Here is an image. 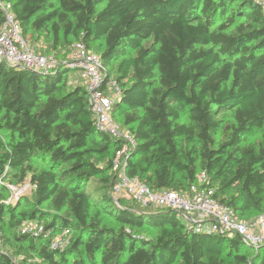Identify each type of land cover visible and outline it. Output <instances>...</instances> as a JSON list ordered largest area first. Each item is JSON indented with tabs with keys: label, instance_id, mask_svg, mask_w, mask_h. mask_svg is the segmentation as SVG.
<instances>
[{
	"label": "trees",
	"instance_id": "trees-1",
	"mask_svg": "<svg viewBox=\"0 0 264 264\" xmlns=\"http://www.w3.org/2000/svg\"><path fill=\"white\" fill-rule=\"evenodd\" d=\"M2 1L28 43L50 41L43 55L77 42L99 52L107 79L123 91L113 119L137 141L130 176L153 191L184 194L206 173L240 220L264 213L259 1ZM4 20L0 7V31ZM78 71L63 61L49 72L0 62V239L11 231L17 243L12 255L0 253V264L35 256L47 264H264V244L197 233L176 213L130 199L116 205L112 160L120 144L99 130L82 81L70 83ZM254 130L263 141L245 144ZM95 180L106 189L100 196L89 188ZM7 182L30 183L33 202L21 211L22 203H8ZM36 219L41 234L21 231ZM144 227L155 235H139ZM59 230L72 233L65 249L53 246Z\"/></svg>",
	"mask_w": 264,
	"mask_h": 264
},
{
	"label": "built area",
	"instance_id": "built-area-1",
	"mask_svg": "<svg viewBox=\"0 0 264 264\" xmlns=\"http://www.w3.org/2000/svg\"><path fill=\"white\" fill-rule=\"evenodd\" d=\"M260 3L264 12V1ZM0 7L5 15L0 31V62L38 72L57 68L61 61L54 55L37 52L23 37L21 25L11 5L0 0ZM71 50L70 59L64 63L82 73V85L88 93L90 109L99 130L120 144L112 160L116 178L112 196L116 205H119L120 198H128L144 208L154 207L176 213L188 229L197 233L237 236L254 249L262 246L264 213L252 225L240 220L232 209L216 198L215 190L207 186L209 178L206 173H201L198 184L184 194L153 191L139 177L129 175V160L137 148V141L130 132L123 131L112 116L114 105L122 95V88L116 79H107V71L99 54L81 42L73 44ZM22 232L27 233L25 230Z\"/></svg>",
	"mask_w": 264,
	"mask_h": 264
},
{
	"label": "rangeland",
	"instance_id": "rangeland-1",
	"mask_svg": "<svg viewBox=\"0 0 264 264\" xmlns=\"http://www.w3.org/2000/svg\"><path fill=\"white\" fill-rule=\"evenodd\" d=\"M259 2H262L264 0H258ZM35 43L29 42V44L39 53L46 54L47 47L50 44V41L46 39L45 35L37 36L34 39ZM95 53L99 54L96 50H92ZM50 54H56V57L59 59V61L68 62L70 59V56L72 54L71 46H65L63 49L59 50L57 53H50ZM82 81V73L80 71L71 73L70 83ZM182 121L186 122V117H182ZM123 131H126L123 129ZM218 139H221L219 136ZM261 141H263V131L261 130H254L249 136H247L245 140V144H258ZM138 158L137 160H139ZM201 174V173H200ZM7 186L10 190V197L8 199V203H11L12 205H15L16 203H22L21 208H19V211L25 209V206L28 203L33 202V195H34V187L28 183L25 182L23 184H17L16 182H12L11 184L7 182ZM89 188L94 191V193L97 196L102 195L106 192V189L104 185L100 183L99 180H95ZM124 200V203L128 204L127 201L128 198H120L119 202L121 200ZM107 207V206H106ZM259 213H249L245 218H243L244 222H247L249 224H254L256 220L259 217ZM240 218V217H239ZM106 222L109 223L111 226L114 225L113 221L110 218H106ZM42 225L41 221L38 219L33 221H28L24 224L22 227V230H25L28 234H41L43 231H41ZM139 235H142L148 239L152 238L155 235V232L148 227H144L142 230L138 231ZM22 234V233H21ZM72 239V233L69 230H59L55 236H54V247L55 249H65L68 247L70 241ZM17 249V243L14 241V238L12 236L11 231H6L3 234V237L0 239V253H7V254H13L15 250ZM30 264H47L44 262L41 258H38L35 256L31 261ZM96 264H101L100 260L97 259Z\"/></svg>",
	"mask_w": 264,
	"mask_h": 264
}]
</instances>
